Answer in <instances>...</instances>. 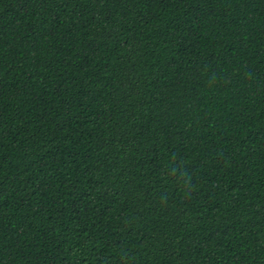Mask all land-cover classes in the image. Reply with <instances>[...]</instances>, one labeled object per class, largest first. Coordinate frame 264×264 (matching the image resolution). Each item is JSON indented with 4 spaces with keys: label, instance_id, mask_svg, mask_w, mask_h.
Listing matches in <instances>:
<instances>
[{
    "label": "trees",
    "instance_id": "obj_1",
    "mask_svg": "<svg viewBox=\"0 0 264 264\" xmlns=\"http://www.w3.org/2000/svg\"><path fill=\"white\" fill-rule=\"evenodd\" d=\"M0 264H264V0H0Z\"/></svg>",
    "mask_w": 264,
    "mask_h": 264
}]
</instances>
